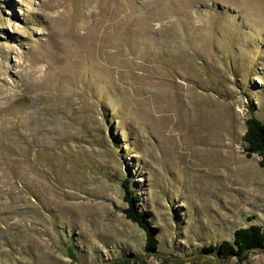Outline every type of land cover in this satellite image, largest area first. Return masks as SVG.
<instances>
[{"label":"rangeland","instance_id":"374dc122","mask_svg":"<svg viewBox=\"0 0 264 264\" xmlns=\"http://www.w3.org/2000/svg\"><path fill=\"white\" fill-rule=\"evenodd\" d=\"M251 114L264 0H0V264H264L201 251L264 220Z\"/></svg>","mask_w":264,"mask_h":264},{"label":"trees","instance_id":"16d2710c","mask_svg":"<svg viewBox=\"0 0 264 264\" xmlns=\"http://www.w3.org/2000/svg\"><path fill=\"white\" fill-rule=\"evenodd\" d=\"M243 153L246 158L257 156L258 166L264 169V123L256 116L249 115L245 121V132L242 136ZM123 201L126 207L122 213L126 220L138 226L146 237L145 251L157 249L156 235L159 229L152 226V212L141 211L140 199L132 193L127 180L122 181ZM201 251L206 255H216L222 260L235 257L243 259L249 252H264V220L260 224H252L240 228L233 233L232 241H221L217 245H209Z\"/></svg>","mask_w":264,"mask_h":264}]
</instances>
